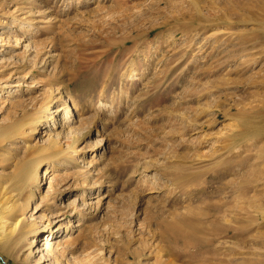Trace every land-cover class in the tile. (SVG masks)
<instances>
[{"label": "rangeland", "instance_id": "obj_1", "mask_svg": "<svg viewBox=\"0 0 264 264\" xmlns=\"http://www.w3.org/2000/svg\"><path fill=\"white\" fill-rule=\"evenodd\" d=\"M0 256L264 264V0H0Z\"/></svg>", "mask_w": 264, "mask_h": 264}, {"label": "bare ground", "instance_id": "obj_2", "mask_svg": "<svg viewBox=\"0 0 264 264\" xmlns=\"http://www.w3.org/2000/svg\"><path fill=\"white\" fill-rule=\"evenodd\" d=\"M67 113H69V110L66 112V114ZM18 175L21 177V178H23V179H25V180H30L31 179V177H32V175H31V168L30 167H26V166H23L20 170H18ZM40 183H38V187L40 186L39 185ZM38 189V188H37ZM39 208H40V206H38L37 208H36V210H39ZM19 221L18 222H22V216L21 215H19ZM3 225V224H2ZM3 227V226H2ZM57 231V230H56ZM56 231H54V232H56ZM62 231H64V230H62ZM65 232V231H64ZM16 237H19V234L17 233L16 234ZM51 250H52V244H51V241H46L45 242V244H44V249H43V251H45L46 252V255H49V253L51 252ZM42 251V252H43ZM0 259H1V256H0ZM45 260V259H44ZM42 261V260H41Z\"/></svg>", "mask_w": 264, "mask_h": 264}, {"label": "built area", "instance_id": "obj_3", "mask_svg": "<svg viewBox=\"0 0 264 264\" xmlns=\"http://www.w3.org/2000/svg\"><path fill=\"white\" fill-rule=\"evenodd\" d=\"M0 264H6L3 259H0Z\"/></svg>", "mask_w": 264, "mask_h": 264}]
</instances>
